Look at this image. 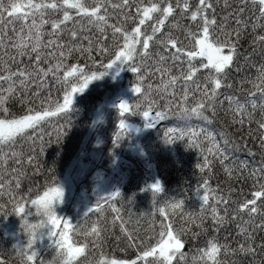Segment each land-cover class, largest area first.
<instances>
[{"label": "trees", "instance_id": "1", "mask_svg": "<svg viewBox=\"0 0 264 264\" xmlns=\"http://www.w3.org/2000/svg\"><path fill=\"white\" fill-rule=\"evenodd\" d=\"M83 2L93 7L96 0ZM167 2L175 6L177 0ZM179 2L182 4L184 0ZM188 2L195 10L199 0ZM211 2L217 21L210 30L212 38L223 40L226 34H230L237 45L233 63L221 74V88L217 90L214 101L215 114L206 109L211 123L196 116L186 120L181 111L185 103L182 99L185 94L182 76L189 71L186 51L193 47L188 32L197 31L200 24L199 19L191 20V12L185 13L174 7L161 31L149 42V54L143 56L142 45H137V55L124 65L121 79L116 80L112 77V68L107 65L116 60L123 39L119 35L113 36L111 25L131 31L143 16L142 11L137 14V7L143 9L153 3L164 4V0H130L128 7L123 5V0H106V11L101 14L107 16L109 26L103 33L89 24L87 17L78 16L72 9L69 11L75 22H68L58 36H49L51 25L44 26L45 44L49 39L83 48L91 43L93 51L82 54L73 48L72 54L62 59L63 66L57 73L59 79L49 73L44 86L36 76L27 81L26 86H21L19 78H15V91L5 105L8 111L0 112V119L54 111L58 104H63L71 87L82 83L79 72L64 79L63 73L69 66L83 69L84 75L95 72L100 81L92 83L91 89L74 99L65 112L44 118L36 131L28 130L14 143L0 148V157L7 154L6 159H0V185H3L0 188V264H26L18 250L25 247L27 251L29 237L23 220L35 222L39 219L31 201L57 184L62 188L77 165L84 174L76 183L73 199L61 213L62 220L72 225L69 235L73 244L83 246L87 243L85 254L77 258L76 264H98L101 260L159 264L157 255L143 259L141 256L145 250L157 247L164 225L168 223L185 245L182 249L185 259H176L173 264H205L206 257L204 260L199 257L210 241L222 246L217 255L219 264H264V227L261 226L264 224V198L257 200L258 211L255 214L240 208L247 201L256 199L254 192L264 185V172L260 171L264 168V130L260 128V123L264 122V109L260 107L264 98L255 87L260 83L258 77L264 66V44L256 38L264 35V27L253 30L254 24L264 25V20L257 21L259 6L254 7L251 0ZM0 3L8 9L3 13L0 25V33L4 34V46H0V75L6 74L5 64L13 72H33L38 67L35 54L21 56L12 47L16 34L25 27L24 22L16 18L22 13L8 15L11 3L26 4L27 0H0ZM23 11L28 9L25 7ZM158 18L160 13L152 12L149 18H145V23L139 25L141 41L145 34H151ZM46 19H62V11L48 10ZM237 20L243 23L238 25ZM72 30L78 32L79 39L73 40ZM169 33L185 49V56L180 60H173L169 49L160 43L168 38ZM101 45L106 51H100ZM63 50L67 53V48ZM49 51L52 50L48 47L41 49L39 67L47 68L49 61L55 64L61 59L58 55H49ZM54 51L59 53L60 49ZM161 55L166 57L165 60H160ZM200 62L207 60L197 56L192 61L199 71L187 85L186 103L189 108L202 100L213 103L206 93L214 85L208 79L207 70L200 68ZM134 65L140 68L139 73L131 71ZM100 72L105 75L100 77ZM138 76H143V81ZM172 76L178 77L174 89L159 91L156 86ZM10 83L0 81V88L7 89ZM138 84L141 85V93L133 90ZM148 85L153 86L151 90ZM173 91L175 95L171 94ZM250 93H256L255 109L248 103L252 99ZM228 96L246 104L243 118L234 111L235 104L229 103ZM110 99L114 101L113 106L99 115ZM121 101L129 102V109L123 114L118 108ZM144 111H149L150 117L157 111H164L166 117L148 127L149 119L143 116ZM248 113H251V118ZM121 119L126 122L124 129L119 127ZM190 130H194L195 135ZM221 132L227 135L229 143H224ZM117 133L120 137L114 143ZM109 180L117 183L114 192L120 193L111 200H108L110 194H100L101 187ZM156 182L162 185L161 192L151 188ZM206 194L209 200L205 204L203 196ZM97 203L102 210L89 213V209H96ZM175 204H180V207L173 209ZM19 205L25 206L24 214L16 213L15 208ZM113 205L119 209L118 213L113 211ZM213 207L225 217L223 223L217 224L212 219ZM161 208L165 209L166 215L159 211ZM117 216L119 219H115ZM93 227L100 229L98 238L86 235ZM241 228L247 232L241 233ZM58 231H63V224ZM48 233L49 226L42 230L32 246L38 253L35 264H48L54 255L55 238L48 241ZM241 246L252 251H243ZM194 257L197 258L195 261Z\"/></svg>", "mask_w": 264, "mask_h": 264}, {"label": "snow or ice", "instance_id": "2", "mask_svg": "<svg viewBox=\"0 0 264 264\" xmlns=\"http://www.w3.org/2000/svg\"><path fill=\"white\" fill-rule=\"evenodd\" d=\"M245 2H247V0H245ZM105 3L106 0H96L95 6L88 7L85 5L83 0H40V2H36V0H27L26 4L11 3L9 5L11 11L8 12V15L11 17L15 14L22 13V15L16 16V18L21 19L25 25V27L21 28V30L16 34V41L12 44V47L16 48L21 56H24L26 54H35V59L38 67L33 72H28L27 70H17L13 72L8 68L7 64H5L4 67L6 74L0 75V81H11L12 83L9 84V87L7 89L0 88V112L8 111L5 105L10 96L15 91L14 85L17 83V80L15 78H19L18 83L21 86H26V82L30 81L33 76H36L40 79L41 86H44L49 73H51L54 78L59 79L57 73L60 72V69L63 66L62 59L66 55L70 56L72 54L73 48H76L82 54H91V52L93 51L91 43L87 48H83L80 45L76 44L69 46L68 44L60 43L57 39H49L45 44L43 39L44 26L48 24L51 25V31L48 32L49 36H58L64 31V28L66 27L68 22H75L72 13L69 11V9H72L76 10V14L78 16L87 17L88 23L94 25L98 31L103 33L106 30V27L109 26L107 16L101 14L102 11H106ZM129 3L130 0H123V5L125 7H128ZM251 3L254 7L257 5L259 6L260 15L257 17V21L259 22L260 20H264V0H251ZM165 4L166 6H164ZM112 6L118 7V5ZM25 7L28 9L27 12L23 11ZM174 7L181 9V11L185 13L191 12L190 18L193 22L197 21L198 19L200 21L197 31L188 32V35L193 40V47L192 50L186 51L189 71L187 72V74H184L182 76L185 82V94L182 97L185 103L181 106V111L184 114L183 118L190 121L193 116H196L204 121H208L209 123H211L210 117L206 114V109H211L213 114H215L214 101L216 99L217 90L221 88V74L225 73V69L233 63L234 57L237 54V45L232 41L230 34H226L223 40L212 38L210 30L216 26L217 21L211 0H199L195 10H192L188 0H184L182 4L179 2V0H177L175 6L172 3L167 2V0H164V4L153 3L150 7H146L143 9L137 7V14L139 15L142 11L143 16L139 19L138 25L131 31H125L123 28L118 27L115 24L111 25L113 36H121L123 39V45L121 46V49L116 56V60H113L111 64L107 65V67L112 68L113 65L117 63V61H119L120 63H124L125 61H132L137 55V45H142V48L144 50L142 55L147 56L149 54V42L152 41L156 34L161 31V28L165 24V21L169 18V16L173 14ZM48 10L62 11V19L49 21L48 19H46ZM210 10L212 11L211 18L209 17ZM7 11L8 9L5 8L2 3H0V25H2L3 23V13ZM241 11L243 10L241 9ZM152 12H159L160 18H158L156 24L152 26L151 34H145L144 39L141 41L140 36L142 33L141 27L139 25H143L145 23V18H149V14ZM127 18L128 17H125V19ZM29 19L31 21L30 23L28 22ZM236 23L239 25L243 22L241 20H237ZM257 27H264V25L256 23L253 25V30H255ZM235 34L238 39V29L235 31ZM70 35L73 40L79 39L78 32L75 30H72L70 32ZM256 39L260 43L264 44V35H259ZM160 43L169 49L170 56L173 60H180L185 56V49H182L179 46V42L176 39L172 38L170 33L168 34V38L166 40H161ZM0 46H4L3 33H0ZM44 47H48L52 50L49 51V55H58L61 58L57 60L55 64H52L51 61H49L50 66L47 68L39 67V64L42 60L41 49ZM57 48L60 49L59 53H56L54 51ZM65 48H67V53H65V51L63 50ZM225 49H227V51H225ZM100 51H106L103 45L100 46ZM197 56L206 57L207 59V62H200V68L207 70L209 74L208 79L214 85L211 89L208 90V93H206L209 100H211L213 103L209 104L202 100L189 108L186 103L188 99L187 85L193 80L194 76L199 71V68H197L192 63V61L195 60ZM165 58L166 57L163 55L160 56L161 61L165 60ZM157 70L161 72L167 71L166 69ZM131 71L134 73H139L140 68L134 65L131 67ZM77 72L80 73L82 83L73 85L71 87V91L65 94L63 104H58L54 111L45 110L43 112H36L35 114L23 115L19 118L0 119V148H3V146L7 144L14 143L15 139L18 136L26 134L28 130L36 131L37 126L44 118L55 116L57 113L65 112L73 102V93L83 92L88 87L89 82L97 78V73L95 72H93L91 75H84L83 69L69 66L68 70L63 73L64 79L67 80V78L73 77ZM103 75H105L104 72L99 73L100 77H102ZM138 78L141 81H143L144 79L143 76H138ZM177 80L178 77L172 76L168 80H163L162 84L156 87L159 91L168 92L170 87L174 89ZM258 80L260 81V83L258 85H255V87L257 88V92L260 93L261 97L264 98V66L261 67ZM152 87V85H148L149 90H151ZM205 87L207 88V85H205ZM133 90L136 93H141V85L138 84ZM171 94L175 95L174 91ZM250 96L252 97V99L248 103H250L253 109H255L257 107V101L255 99L256 93H250ZM226 99L230 104H235L234 111L239 113L241 115V118H243L247 110L246 104L242 103L238 98L232 96H228L226 97ZM136 107L139 108L140 105L137 104ZM260 107L264 109V103H261ZM118 108L123 114L124 112L128 111L129 102L121 101L118 104ZM29 111H31V109ZM248 115L249 118H251V113H248ZM143 116L149 119V123L147 126L152 127L155 121L165 119L166 113L164 111H157L154 116L150 117V112L144 111ZM119 127L121 129H124L126 127V122L124 119H121L119 121ZM260 128L261 130H264V122L260 123ZM170 131L177 130L171 129ZM190 131L192 135H195L194 130ZM180 132L181 135H183V131L180 130ZM37 134L39 135V133ZM220 135L224 137L225 144L229 143L227 135L225 133L221 132ZM116 136L117 139L116 141H114V143L118 142L120 133H117ZM262 143H264V140H262ZM214 146L217 148L219 147V145L215 144V142ZM208 151L212 152V149H208ZM6 155L7 154H5V156L3 157H0V159H6ZM12 155H16V153H12ZM205 160L207 161V158H205ZM201 170L203 171V168H201ZM260 171L264 172V168L260 169ZM17 185H19V180H17ZM205 185L207 186V182H205ZM2 187L3 185H0V188ZM151 188L155 192H161L163 190L162 185L159 182L152 184ZM63 195L64 193L62 188L52 187L45 191L42 196L33 199L31 201V204L36 207L37 205L45 201L54 202L56 198H59L62 201ZM119 195V192H113L108 197V200H111V198ZM253 195L256 199L249 200L240 206L242 210H248L251 214H255L258 211L256 207L257 200L264 198V185L261 186L260 190L255 191ZM208 200L209 196L207 194L204 195L203 201L205 204L208 202ZM221 202L224 201L221 200ZM172 207L173 209L178 208L180 207V204L172 205ZM112 208L113 211L117 213L119 212V209L115 208L114 205L112 206ZM94 210H102L99 203H97L96 209H89V213ZM15 211L17 214H24L25 206L19 205L15 208ZM159 211L162 214L166 215L165 209L161 208L159 209ZM201 214L203 215V210ZM212 214V219L216 221L217 224L223 223L225 217L220 215L219 210L216 207L212 208ZM115 219H119V216L115 217ZM50 222L54 225V232L49 233V235L55 238L54 243L56 244L58 241L65 244L70 243L71 237L69 235V230L72 228L71 223L69 221L62 220L61 217L56 216L55 214L50 218ZM29 224L30 222L28 221V219L23 220V227L28 226ZM61 224H63V231H58ZM261 226L264 227V224H262ZM24 229L26 231L29 230L28 227H24ZM122 230L127 231L126 229ZM240 231L241 233H245L247 232V229L241 228ZM86 235H94L98 238L100 235V229L98 227H93L91 231ZM165 236L167 237V239H164ZM129 238L131 239V234H129ZM35 242V234H31L26 245L27 251H25V247L18 249L19 253L24 256L26 264H35L37 260L38 253L32 248ZM184 247V243L172 229L171 223H168L164 225V231L161 232V242L158 243L157 247L151 248L150 250H145L142 253L141 258H148L158 254V256L160 257L159 264H173V261L176 259H185L184 253L182 251ZM221 247L222 246L217 242L210 241L209 246L205 250H203L199 259L204 260L206 257L205 264H208L209 261H211L212 264H219L217 255ZM86 248L87 243H85L83 246H74L73 252H78L81 249L86 250ZM241 249L243 251H252V249H243V246H241ZM193 259L195 261L197 258L194 257ZM100 264H137V261L101 260Z\"/></svg>", "mask_w": 264, "mask_h": 264}, {"label": "clouds", "instance_id": "3", "mask_svg": "<svg viewBox=\"0 0 264 264\" xmlns=\"http://www.w3.org/2000/svg\"><path fill=\"white\" fill-rule=\"evenodd\" d=\"M56 187H60L58 184ZM61 188V187H60ZM61 202L59 198H56L54 202H42L41 204L35 207L36 215L39 219L35 222H30L28 226V237L31 234H35L36 239L42 234V230L48 226H51V232H54V225L50 222V218L55 214L58 216L56 212L55 205ZM73 244L72 240L70 243L65 244L63 242H57L55 244V252L52 259L48 262V264H76V260L78 257L85 254V250L81 249L78 252H73ZM100 264V262H98Z\"/></svg>", "mask_w": 264, "mask_h": 264}, {"label": "rangeland", "instance_id": "4", "mask_svg": "<svg viewBox=\"0 0 264 264\" xmlns=\"http://www.w3.org/2000/svg\"><path fill=\"white\" fill-rule=\"evenodd\" d=\"M202 58H205L206 57H202ZM207 60V59H206ZM128 61H125L124 63H120L119 61H117V63L115 65H113L112 67V77L114 80H116L117 78L121 79L122 77V74H123V67L124 65L127 63ZM100 81L99 78L89 82V85L88 87L83 91V92H76L72 95V100L74 101V99L76 100V98L81 95V94H84L86 92H88L91 87H92V83H96ZM114 104V101L112 99L110 100H107L105 102V106L104 108H102L101 112L99 115H101V113L106 109V108H109L111 106H113ZM100 118V116H99ZM82 174H84L82 171H80V167L79 165L76 166L75 168V171L69 175L66 180L64 181V184H63V199L61 202H58L55 207H56V212L58 214L59 217H62L61 213H62V210L63 208H65L67 206V204H69V202L73 199L74 195H75V187H76V183L77 181L79 180V178L82 176ZM116 186H117V183L114 182V181H107L103 184V186L101 187V190H100V194H102L101 196H105V195H109L111 193H113L116 189ZM51 231V226H49V233ZM48 233V234H49ZM52 240V236H48V241H51ZM158 256V254H157ZM159 257V256H158ZM160 258V257H159Z\"/></svg>", "mask_w": 264, "mask_h": 264}]
</instances>
